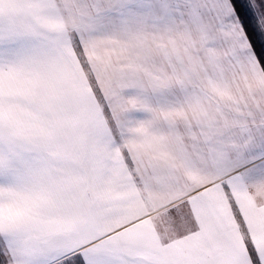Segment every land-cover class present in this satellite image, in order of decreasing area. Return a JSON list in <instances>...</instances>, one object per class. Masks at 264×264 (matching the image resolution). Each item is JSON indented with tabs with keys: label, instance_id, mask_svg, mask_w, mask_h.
Wrapping results in <instances>:
<instances>
[{
	"label": "snow or ice",
	"instance_id": "obj_1",
	"mask_svg": "<svg viewBox=\"0 0 264 264\" xmlns=\"http://www.w3.org/2000/svg\"><path fill=\"white\" fill-rule=\"evenodd\" d=\"M0 264H264V0H0Z\"/></svg>",
	"mask_w": 264,
	"mask_h": 264
}]
</instances>
